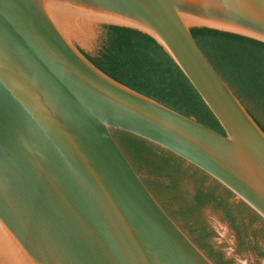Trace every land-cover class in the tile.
<instances>
[{"label":"water","instance_id":"1","mask_svg":"<svg viewBox=\"0 0 264 264\" xmlns=\"http://www.w3.org/2000/svg\"><path fill=\"white\" fill-rule=\"evenodd\" d=\"M98 23L155 39L224 133L96 67L80 45ZM193 27L264 42V0H0V264H215L113 129L201 169L264 220V131Z\"/></svg>","mask_w":264,"mask_h":264},{"label":"trees","instance_id":"2","mask_svg":"<svg viewBox=\"0 0 264 264\" xmlns=\"http://www.w3.org/2000/svg\"><path fill=\"white\" fill-rule=\"evenodd\" d=\"M99 48L82 53L118 82L224 133L220 123L169 54L151 36L104 25ZM194 39L218 74L264 131V42L217 29L193 27ZM112 133L144 184L167 213L215 263L236 264L211 241L201 211L221 213L238 252L264 258V220L207 173L171 151L127 131Z\"/></svg>","mask_w":264,"mask_h":264},{"label":"rangeland","instance_id":"3","mask_svg":"<svg viewBox=\"0 0 264 264\" xmlns=\"http://www.w3.org/2000/svg\"><path fill=\"white\" fill-rule=\"evenodd\" d=\"M104 25L98 23L89 28L82 45H80L84 51L93 54L99 48ZM201 215L215 233L211 238L212 243L224 253L226 258L232 259L236 264H264V258L257 256L252 251L238 252L235 233L223 219L221 213L207 206L202 209Z\"/></svg>","mask_w":264,"mask_h":264}]
</instances>
